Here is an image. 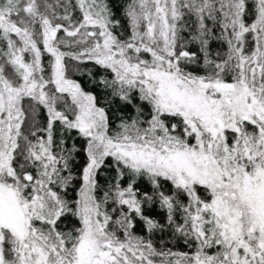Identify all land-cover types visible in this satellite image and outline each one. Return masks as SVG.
<instances>
[{
  "label": "snow or ice",
  "instance_id": "obj_1",
  "mask_svg": "<svg viewBox=\"0 0 264 264\" xmlns=\"http://www.w3.org/2000/svg\"><path fill=\"white\" fill-rule=\"evenodd\" d=\"M0 264H264V0H0Z\"/></svg>",
  "mask_w": 264,
  "mask_h": 264
},
{
  "label": "trees",
  "instance_id": "obj_2",
  "mask_svg": "<svg viewBox=\"0 0 264 264\" xmlns=\"http://www.w3.org/2000/svg\"><path fill=\"white\" fill-rule=\"evenodd\" d=\"M77 79H81L80 77H76ZM183 246H181V248H182Z\"/></svg>",
  "mask_w": 264,
  "mask_h": 264
}]
</instances>
